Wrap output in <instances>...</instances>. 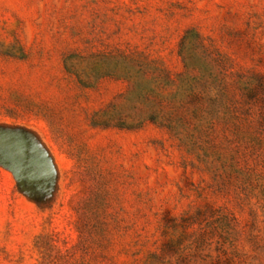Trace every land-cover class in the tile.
I'll list each match as a JSON object with an SVG mask.
<instances>
[{
	"label": "rangeland",
	"instance_id": "rangeland-1",
	"mask_svg": "<svg viewBox=\"0 0 264 264\" xmlns=\"http://www.w3.org/2000/svg\"><path fill=\"white\" fill-rule=\"evenodd\" d=\"M0 264H264V0H0Z\"/></svg>",
	"mask_w": 264,
	"mask_h": 264
},
{
	"label": "trees",
	"instance_id": "trees-1",
	"mask_svg": "<svg viewBox=\"0 0 264 264\" xmlns=\"http://www.w3.org/2000/svg\"><path fill=\"white\" fill-rule=\"evenodd\" d=\"M102 125H104V126L124 127L122 124H116L115 122H113V120H110V119L103 120Z\"/></svg>",
	"mask_w": 264,
	"mask_h": 264
}]
</instances>
